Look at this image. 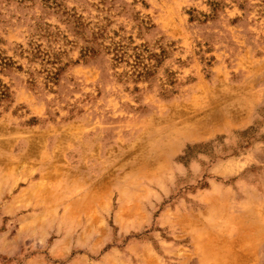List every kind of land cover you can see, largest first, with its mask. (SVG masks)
I'll return each instance as SVG.
<instances>
[{"label": "rangeland", "instance_id": "374dc122", "mask_svg": "<svg viewBox=\"0 0 264 264\" xmlns=\"http://www.w3.org/2000/svg\"><path fill=\"white\" fill-rule=\"evenodd\" d=\"M263 221L264 0H0V264H264Z\"/></svg>", "mask_w": 264, "mask_h": 264}, {"label": "bare ground", "instance_id": "6f19581e", "mask_svg": "<svg viewBox=\"0 0 264 264\" xmlns=\"http://www.w3.org/2000/svg\"><path fill=\"white\" fill-rule=\"evenodd\" d=\"M245 224L248 225V224H251V222L246 220ZM251 230H252L251 235L254 233V238H259L260 236H262L264 234V221L260 225H256ZM246 236H248V235H246ZM246 236H244L242 239H245V242H248ZM246 258L247 257H244L243 259H246Z\"/></svg>", "mask_w": 264, "mask_h": 264}]
</instances>
